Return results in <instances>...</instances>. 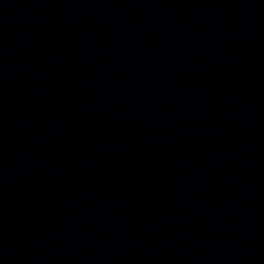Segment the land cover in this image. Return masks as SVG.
<instances>
[{
	"label": "water",
	"instance_id": "obj_1",
	"mask_svg": "<svg viewBox=\"0 0 264 264\" xmlns=\"http://www.w3.org/2000/svg\"><path fill=\"white\" fill-rule=\"evenodd\" d=\"M0 264H264V0H0Z\"/></svg>",
	"mask_w": 264,
	"mask_h": 264
}]
</instances>
